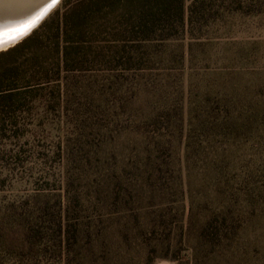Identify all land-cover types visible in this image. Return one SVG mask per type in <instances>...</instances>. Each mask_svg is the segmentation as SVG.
I'll use <instances>...</instances> for the list:
<instances>
[{
	"label": "trees",
	"instance_id": "16d2710c",
	"mask_svg": "<svg viewBox=\"0 0 264 264\" xmlns=\"http://www.w3.org/2000/svg\"><path fill=\"white\" fill-rule=\"evenodd\" d=\"M120 5L121 32L135 43L187 38L210 26L207 21L218 13L242 8L241 0H76L0 52V118L20 110L18 99L54 84L62 111L74 117L63 121L70 132L59 147L63 175L56 238L69 242L72 220L84 210L121 216L122 241L149 248L147 256L155 260L264 264L261 102H253L252 114L244 116L235 104L202 95L193 115L184 98H173L170 83L158 85V98L147 107L121 102V165L116 154L104 155L100 179L81 181L90 163L87 127L77 124L91 110L84 103L68 109L70 94L87 99V91L75 87L69 93L63 75L84 69L91 24ZM56 238L48 237L54 244Z\"/></svg>",
	"mask_w": 264,
	"mask_h": 264
},
{
	"label": "rangeland",
	"instance_id": "374dc122",
	"mask_svg": "<svg viewBox=\"0 0 264 264\" xmlns=\"http://www.w3.org/2000/svg\"><path fill=\"white\" fill-rule=\"evenodd\" d=\"M73 2L59 0L43 20ZM241 7L218 13L207 21L210 26L192 36L166 42L125 41L121 5L115 14L91 24L84 42L91 52L84 69L63 75L69 93L75 87L87 91V99L70 94L68 109L84 103L91 110L77 124L87 127L89 150L90 167L86 178L80 176L82 182L100 179L104 166L99 159L104 155L116 154L121 165V102L147 107L165 82L173 87L171 97L184 98L193 115L200 111L202 95L223 98L244 116L252 114L253 102L264 106V0H241ZM58 85L35 89L16 101L20 110L0 118V264H175L147 256L149 248L122 241L121 216L82 210L72 220L73 238H56L63 175L59 147L70 132L63 121L74 118L58 104Z\"/></svg>",
	"mask_w": 264,
	"mask_h": 264
},
{
	"label": "bare ground",
	"instance_id": "6f19581e",
	"mask_svg": "<svg viewBox=\"0 0 264 264\" xmlns=\"http://www.w3.org/2000/svg\"><path fill=\"white\" fill-rule=\"evenodd\" d=\"M40 6L28 18L13 25L10 28L0 31V50L5 49L9 45L15 43L22 38L30 29L35 27L49 11L58 3L59 0H38ZM42 3V4H41Z\"/></svg>",
	"mask_w": 264,
	"mask_h": 264
},
{
	"label": "water",
	"instance_id": "95a60500",
	"mask_svg": "<svg viewBox=\"0 0 264 264\" xmlns=\"http://www.w3.org/2000/svg\"><path fill=\"white\" fill-rule=\"evenodd\" d=\"M40 2L41 1L38 0H0V31L21 22L24 14L33 9L36 5L39 7ZM35 27L30 29L24 36L28 35Z\"/></svg>",
	"mask_w": 264,
	"mask_h": 264
}]
</instances>
